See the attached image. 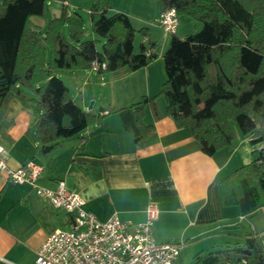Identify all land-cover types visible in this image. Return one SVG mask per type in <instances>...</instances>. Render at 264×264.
Returning <instances> with one entry per match:
<instances>
[{"label":"trees","instance_id":"trees-1","mask_svg":"<svg viewBox=\"0 0 264 264\" xmlns=\"http://www.w3.org/2000/svg\"><path fill=\"white\" fill-rule=\"evenodd\" d=\"M156 6L160 13L175 8L179 17L187 16L201 28L184 37L172 35L162 57L166 81L160 92L132 105L140 131L135 145L144 147L154 133L144 123V109L150 107L159 120V97H164L176 127L190 129L209 157L233 148L237 125L251 145L263 147L221 181L222 203L236 206L241 216L264 209V0H157ZM45 7L46 0H4L0 6V142L7 138L10 102L23 88L34 94L32 102L40 111L34 135L37 155H48L64 140L104 124L111 113L83 109L56 70L86 71L99 65L101 74L123 68L134 72L158 57L155 42L140 44L135 51L136 35L146 37L149 29H135L123 12L110 13V0H96L90 7L91 30L102 40L86 39L66 5L45 28L34 24L33 17L44 18ZM80 168L86 174L90 169L94 178L102 176L99 166ZM241 237L242 243L216 253L226 264H264L258 234L244 230Z\"/></svg>","mask_w":264,"mask_h":264},{"label":"crops","instance_id":"crops-1","mask_svg":"<svg viewBox=\"0 0 264 264\" xmlns=\"http://www.w3.org/2000/svg\"><path fill=\"white\" fill-rule=\"evenodd\" d=\"M62 1L48 3L46 0L43 19L48 9L53 11V18L59 16ZM95 1L87 0L83 6L75 1L72 5L90 14ZM3 3L0 0V6ZM110 4V13L123 12L135 29H149L148 36L142 37L139 45L155 42L156 52L157 44L161 43L167 51L172 35L162 32L157 0H110ZM68 11L82 26L84 18ZM33 22L43 28L47 24ZM180 26L181 22L178 29ZM82 29L86 34L83 26ZM176 35L188 34L182 36L177 31ZM135 51L139 52L140 46ZM71 72L77 81H82L78 89L81 92L86 88L85 76H97L104 83L99 93L92 89L91 111L87 108L88 102L79 103L70 91L72 100L90 112L97 113L103 108L111 113L104 124L93 125L64 140L58 150L48 155H37L34 135L40 111L32 102L34 94L21 88L22 93L10 102L5 115L7 138L1 140L0 151L8 152L9 168L18 169L33 162L43 170L35 186L18 185L0 174V264H36L37 250L50 231L68 223L66 211L36 193L37 187L55 190L60 180L66 182L67 188L78 191L85 201V209L102 221L117 213L122 220L137 225L145 221L147 209L154 206L157 212L152 226L154 240H183L182 258L196 255L197 264H225L224 257L216 252L242 243L244 230L256 232L264 249V209L241 216L236 206L223 205L219 186L233 171L250 163L253 150L263 147L262 143L251 145V138L240 133L235 125L233 148H222L209 157L202 152L190 129L176 127L166 113L164 97H159L161 118L155 120L151 108L144 109V123L152 125L154 133L144 147L138 148L134 140L140 131L134 124L131 107L141 97L160 92L166 81L161 58L134 72L128 68L106 74L95 68ZM90 92L86 88L85 95ZM81 165L88 169L99 166L101 178H94L90 169L88 174L84 173Z\"/></svg>","mask_w":264,"mask_h":264},{"label":"built area","instance_id":"built-area-1","mask_svg":"<svg viewBox=\"0 0 264 264\" xmlns=\"http://www.w3.org/2000/svg\"><path fill=\"white\" fill-rule=\"evenodd\" d=\"M159 23L165 35H175L180 18L175 8L160 13ZM96 65L95 69H99ZM105 69V64L102 65ZM6 150L0 151V174L18 185L35 186L42 167L30 162L18 169L9 168ZM39 195L68 214V223L50 231L37 250L36 264H177L185 248L183 240H154L153 224L156 208L147 209L145 221L133 225L117 213L106 221L85 209L82 195L67 188L60 180L57 188L37 187ZM229 264V263H227Z\"/></svg>","mask_w":264,"mask_h":264},{"label":"rangeland","instance_id":"rangeland-1","mask_svg":"<svg viewBox=\"0 0 264 264\" xmlns=\"http://www.w3.org/2000/svg\"><path fill=\"white\" fill-rule=\"evenodd\" d=\"M48 3L49 2H53V3H56L55 0H47ZM77 4H82L85 5L87 4V0H63L62 3L66 2L65 4H71V6H67V10H71L72 12H74L75 14H79L81 15L83 18H84V23H82V26L83 28L85 29L86 31V39H89V40H93V39H101V38H98L97 35L95 34H92V30H91V24L89 22L90 20V14L87 12V11H82V9H79L80 7H74V5H72L73 3L72 2H75ZM60 4V10L61 8H63V5L65 4ZM55 5V4H53ZM73 7V9L75 8L76 11H73L71 8ZM82 8V7H81ZM62 11V10H61ZM53 11L51 9H48V12L46 14V18L43 19V18H40V17H34L33 18V21L35 22H47L49 20H51L53 18ZM180 22H181V26L180 28L177 30L179 32V35H182L183 34H191V33H195L197 31H199V29L201 28V24L200 23H197L195 21H193L192 19L188 18L187 16H182L180 17ZM142 36L141 34H137L136 35V39H135V48L136 50L139 49V42L141 40ZM170 38V37H169ZM158 47H157V54H158V57L161 58V63L164 65V60H163V53L165 52L164 49H162V45L161 43L157 44ZM99 48H101V45L98 46ZM167 48V47H166ZM164 50V51H163ZM160 55V56H159ZM73 72L71 71H67V70H56V73L55 75H57L59 78H61L65 84L67 85V87L70 89L73 97L75 98L76 101H78L79 103H87V108L89 110V106L92 102V100L90 99L91 98V95H92V89H94L95 92L99 93V88L100 87H103L104 83L102 84V81L97 77V76H94V77H91V76H85L83 81H86V87L87 89H89L90 94L88 96L85 95V91H86V88H83L82 92L79 91V86L81 83L79 81L76 80V76L75 74H72ZM237 127V126H236ZM184 251V250H183ZM182 252V251H181ZM197 260L198 258L196 257V255H185L184 259L182 258V255L181 257L179 258V261L178 263L179 264H197ZM226 264V263H225Z\"/></svg>","mask_w":264,"mask_h":264},{"label":"water","instance_id":"water-1","mask_svg":"<svg viewBox=\"0 0 264 264\" xmlns=\"http://www.w3.org/2000/svg\"><path fill=\"white\" fill-rule=\"evenodd\" d=\"M93 104H94V101L91 102L90 106H89V110L91 111V109L93 108Z\"/></svg>","mask_w":264,"mask_h":264}]
</instances>
